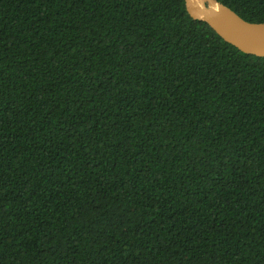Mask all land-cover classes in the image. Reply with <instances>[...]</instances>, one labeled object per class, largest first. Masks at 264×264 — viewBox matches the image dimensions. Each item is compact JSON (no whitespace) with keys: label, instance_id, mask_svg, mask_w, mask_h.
Returning a JSON list of instances; mask_svg holds the SVG:
<instances>
[{"label":"trees","instance_id":"1","mask_svg":"<svg viewBox=\"0 0 264 264\" xmlns=\"http://www.w3.org/2000/svg\"><path fill=\"white\" fill-rule=\"evenodd\" d=\"M0 264H264V56L184 0H0Z\"/></svg>","mask_w":264,"mask_h":264},{"label":"water","instance_id":"2","mask_svg":"<svg viewBox=\"0 0 264 264\" xmlns=\"http://www.w3.org/2000/svg\"><path fill=\"white\" fill-rule=\"evenodd\" d=\"M188 14L206 22L225 41L246 53L264 56V22H251L218 0H184Z\"/></svg>","mask_w":264,"mask_h":264}]
</instances>
